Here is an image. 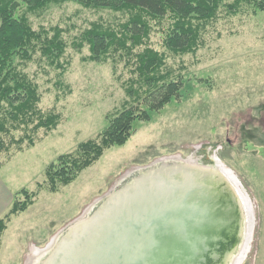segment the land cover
<instances>
[{"label": "rangeland", "instance_id": "374dc122", "mask_svg": "<svg viewBox=\"0 0 264 264\" xmlns=\"http://www.w3.org/2000/svg\"><path fill=\"white\" fill-rule=\"evenodd\" d=\"M129 16L125 8L84 6L74 0L28 15L34 29L57 28L65 42L57 60L62 69L39 54L23 67L38 85L41 113L58 114L60 121L50 131H37L32 147L13 145L0 152V183L13 201L21 188L37 193L25 211L10 217L1 236L0 264H45L59 247L56 242L46 248L55 235L85 226L106 198L170 159L199 167L221 165L233 174L238 184L228 178L226 183L242 205L241 193L250 200L251 215L243 222L252 221L240 264H264V11L245 6L229 15L220 9L200 33L195 53L181 56L163 45L170 17L150 22L147 45L165 54L167 66L180 74L178 97L149 120L136 121L123 145L104 150L71 183L54 193L47 190L45 167L80 142L96 138L107 125L106 115L127 100L122 82L130 76L129 66L114 53L104 61L83 60L89 56L83 34L97 21L119 31ZM20 135L13 133L15 139ZM243 239L239 237L225 264L241 254Z\"/></svg>", "mask_w": 264, "mask_h": 264}, {"label": "trees", "instance_id": "16d2710c", "mask_svg": "<svg viewBox=\"0 0 264 264\" xmlns=\"http://www.w3.org/2000/svg\"><path fill=\"white\" fill-rule=\"evenodd\" d=\"M65 0H0V152L16 145L32 147L40 129L50 131L60 121L58 114H42L38 85L23 67L36 54L56 68L65 42L57 28L32 27L28 15L40 14L51 3ZM86 6L127 9L129 24L117 31L103 28L100 21L83 34L89 44V56L83 60L104 61L111 53L121 56L130 76L122 82L127 100L120 109L107 114V125L96 138L80 142L73 152L58 155L44 170L49 192L71 183L78 174L97 161L103 151L123 145L133 133L136 121H147L153 112L178 97L180 74L167 66L166 55L147 45L150 22L170 17L163 45L174 55L195 53L200 33L215 20L220 9L235 15L242 7L264 11V0H74ZM142 47L140 51H137ZM174 75L177 76L174 78ZM21 132L15 139L14 132ZM2 136L9 137L5 141ZM38 188L41 186L38 184ZM10 209L0 217L1 236L12 215L26 210L36 192L21 188Z\"/></svg>", "mask_w": 264, "mask_h": 264}, {"label": "water", "instance_id": "95a60500", "mask_svg": "<svg viewBox=\"0 0 264 264\" xmlns=\"http://www.w3.org/2000/svg\"><path fill=\"white\" fill-rule=\"evenodd\" d=\"M233 177L221 165H153L106 198L85 226L56 237L59 247L44 263L225 264L242 236L231 262L240 264L252 221L243 222L250 200L242 205L226 183Z\"/></svg>", "mask_w": 264, "mask_h": 264}, {"label": "crops", "instance_id": "0c3cea01", "mask_svg": "<svg viewBox=\"0 0 264 264\" xmlns=\"http://www.w3.org/2000/svg\"><path fill=\"white\" fill-rule=\"evenodd\" d=\"M13 203V196L10 190L6 189L0 183V217H2L11 207Z\"/></svg>", "mask_w": 264, "mask_h": 264}, {"label": "bare ground", "instance_id": "6f19581e", "mask_svg": "<svg viewBox=\"0 0 264 264\" xmlns=\"http://www.w3.org/2000/svg\"><path fill=\"white\" fill-rule=\"evenodd\" d=\"M231 176H232V175H231ZM227 177H228V176H227ZM228 178H229V177H228ZM233 181H234L235 183L238 184V182L234 179V177H233ZM241 195H242L241 198H243V199H244L243 201H245V203H246V202L248 201V199L246 198V196H245L244 194L241 193ZM245 199H246V200H245ZM71 228H73V226H70V229H71ZM54 240L56 241V236L53 237V238L51 239L50 243L54 242ZM50 243L47 245L46 248H49L50 246H52ZM42 251H45V248H44ZM42 251H41L39 254H41ZM236 259H237V258H236Z\"/></svg>", "mask_w": 264, "mask_h": 264}]
</instances>
